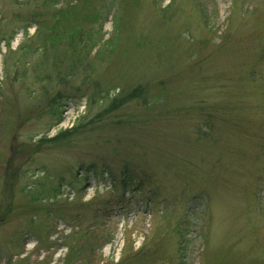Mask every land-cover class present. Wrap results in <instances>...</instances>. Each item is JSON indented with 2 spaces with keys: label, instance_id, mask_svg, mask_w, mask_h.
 <instances>
[{
  "label": "rangeland",
  "instance_id": "rangeland-1",
  "mask_svg": "<svg viewBox=\"0 0 264 264\" xmlns=\"http://www.w3.org/2000/svg\"><path fill=\"white\" fill-rule=\"evenodd\" d=\"M136 262L264 264V0H0V264Z\"/></svg>",
  "mask_w": 264,
  "mask_h": 264
},
{
  "label": "trees",
  "instance_id": "trees-1",
  "mask_svg": "<svg viewBox=\"0 0 264 264\" xmlns=\"http://www.w3.org/2000/svg\"><path fill=\"white\" fill-rule=\"evenodd\" d=\"M166 8H161V10H164ZM200 11V14H201V17H203L205 15V17L207 18L208 14L206 12H204V10L202 8H199L198 9ZM117 19V21L119 20L118 17H115ZM115 22L114 23V29L117 28V26H119V23L118 22ZM86 33H82L81 31L78 30V28L76 29H72V31H70L68 34H66L65 36H67V38L69 39L68 42H69V46H75L74 42L76 43H81L83 45H87L88 44V40L85 39V36ZM66 38V39H67ZM93 45H91L92 47ZM90 47V48H91ZM107 93V92H106ZM144 96V91L141 87L139 86H136L132 89H130L129 91L125 92L124 95L122 94L121 96L119 97H114L110 99V102L108 103V105L106 106V108L104 109V112H112L113 110L119 108L121 105H123L124 103L128 102V101H131L133 99H136V98H143ZM57 97H61L60 95H58ZM56 98H50L48 100V102H51L52 105H54V101H55ZM144 100V99H143ZM49 104L50 107L53 108V114L58 116L60 112H58L57 108H55V106H52ZM58 107H60V105H58ZM101 115V114H100ZM80 126H82V124H77L75 127H71L69 129H64L60 132H58L57 134H55L54 136L50 137V138H47L46 136L39 139L38 140V144L39 145H42V144H45V143H56V142H61L63 140H65L66 138H68L76 129H78ZM118 189V188H117ZM57 191L58 193L60 192L59 191V187H55L54 189V194L53 196H56L57 195ZM119 192V198L120 199H124L123 197V193H122V190L118 189L117 190ZM110 200H107L105 204L109 203ZM121 201V200H120ZM48 204H50L51 206L55 205L54 202H49ZM51 210L48 209L47 212L49 213ZM47 213V214H48ZM34 223V221L32 222V224ZM176 232L178 235H181L182 233L178 232L177 229H176ZM91 236V238L87 239V241L85 243H82L81 245L78 246V250H82V253L85 251L87 252L88 250H91L92 249V242L95 240V238L90 234L89 237ZM183 246H178L177 248L179 249H182ZM151 253L152 250H148L147 254L148 253ZM139 253V252H138ZM180 256H184V254H181L179 253ZM137 257H139V255H136ZM144 260V259H143ZM142 263V262H141ZM137 264V262H136Z\"/></svg>",
  "mask_w": 264,
  "mask_h": 264
}]
</instances>
